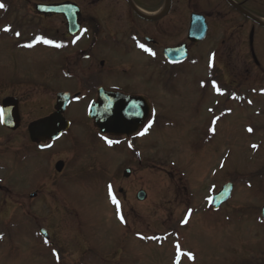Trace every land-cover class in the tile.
I'll return each instance as SVG.
<instances>
[{
    "label": "rangeland",
    "instance_id": "1",
    "mask_svg": "<svg viewBox=\"0 0 264 264\" xmlns=\"http://www.w3.org/2000/svg\"><path fill=\"white\" fill-rule=\"evenodd\" d=\"M3 4L0 105L4 96L17 95L24 123L8 131L0 120V264H176L177 244L193 256L182 255L180 264H264V97L242 87L230 68L217 83L218 90H210L204 80L206 69L215 76L220 72L221 41L227 39L230 23L214 22L215 32L193 49V58L183 66L187 76L174 84L171 73L159 69L166 66L161 62L163 49L147 44L154 55L147 52L136 63L139 70L130 71L123 66L135 53H112V85L143 93L153 116L134 137L110 135L104 141L88 118L97 96L80 99L69 105L65 116L74 126L52 149L40 151L29 140L28 125L53 111L65 85L83 87L89 74L81 78V65L60 68V58L55 61L45 43L24 31L26 27L14 30L17 18L7 12L16 11L18 4ZM258 15L264 17V10ZM19 31L22 36L16 35ZM17 37L20 42L14 40ZM185 40L184 35L159 39L165 47ZM79 42L72 46L79 47ZM230 42L240 58H251L249 32ZM47 58L54 67L47 66ZM219 91L225 92L224 98L230 93L227 98L233 100L217 98ZM247 97L258 107L242 100ZM152 118L156 127L145 132ZM107 140L119 144L109 145ZM60 160L66 164L62 174L55 170ZM126 168L133 170L127 180ZM229 182L234 184L232 199L214 211L211 199ZM109 186L123 207V222ZM141 190L148 194L144 202L136 198ZM34 191H39L35 200L30 199ZM40 229L51 233L53 246L43 242ZM57 249L59 261L51 256ZM73 253L79 256L70 259Z\"/></svg>",
    "mask_w": 264,
    "mask_h": 264
},
{
    "label": "flooded vegetation",
    "instance_id": "2",
    "mask_svg": "<svg viewBox=\"0 0 264 264\" xmlns=\"http://www.w3.org/2000/svg\"><path fill=\"white\" fill-rule=\"evenodd\" d=\"M4 3L14 5L18 4L17 10H13L10 15L17 18L14 24L17 26L14 30H20L22 27L25 32L30 31L33 35L37 32L44 35L45 40L53 41V44H45L49 53L56 59L60 58V68L65 65L77 68L79 65L85 69L81 72V78L89 74L88 83L94 84L90 88L87 82L83 87L75 88L64 86L61 92H69L72 97L77 96L83 99L94 98L98 96L99 90L104 89L111 93H122L135 95L133 89L128 86L123 89L121 86H114L112 78L115 72V66L110 64V57H113L115 51H124L135 53L134 59L123 68L129 71L135 69L137 62L144 57L146 51L138 47V44L147 46L145 40L149 35L153 41L148 44L149 47L159 50L166 48L162 46L159 39L161 37H172L184 35L188 36L191 19L193 15H201L208 24L209 35L215 32L213 24L230 23L227 39L221 41L219 60L221 69L217 80L220 81L226 75L227 68L234 71L238 82L242 87L249 86L254 96H259L264 92V86L258 90V86L264 85V27L256 24L250 18L244 16L239 10L234 8L228 0H0ZM236 5H240L245 11L253 17L264 19L258 12L264 10V0H232ZM20 4V5H19ZM55 6L65 5L71 9L78 10V13H71L70 19L76 20L73 29L68 26L69 22L66 14H40L36 6ZM20 6V7H19ZM21 14V15H20ZM155 17L148 20L143 17L146 15ZM238 17L241 19L239 21ZM242 20L249 24H243ZM33 21V22H32ZM37 21V22H35ZM36 23V24H35ZM249 25V26H248ZM248 26V27H247ZM78 28V30H77ZM21 31V30H20ZM19 31V33H20ZM83 32L84 37L79 42V47L72 46L74 43V32ZM249 32L250 36L254 34L253 44L251 43L250 54L240 58L235 45L230 40L236 37L245 36ZM77 34V33H76ZM208 35V36H209ZM22 36V33H20ZM154 38V39H153ZM20 42V41H18ZM230 42V43H229ZM254 42L256 47L254 49ZM23 43V41H22ZM188 44V59L183 63L169 65L164 67L172 72V80L176 81L180 76H187L184 73L183 66L190 62L194 56V48L199 45H190L187 40L181 44H174L168 47H175L182 44ZM56 44L61 45L59 51H56ZM17 43H15V46ZM160 48V49H159ZM258 48V49H257ZM66 51V52H65ZM162 53V52H161ZM112 55V56H111ZM235 55L236 63L231 61ZM218 56V53H217ZM159 55L157 56V59ZM248 58V59H247ZM62 60V62H61ZM47 66L54 67L46 59ZM121 67V66H120ZM122 68V67H121ZM180 69V72H178ZM233 69V70H232ZM50 71V70H49ZM180 73L179 76L177 74ZM47 78L48 84H51L50 76ZM64 79H71L65 78ZM226 80V79H225ZM224 80V81H225ZM82 82V80H80ZM87 83V84H86ZM225 84L228 85L227 82ZM224 87H222L223 89ZM224 89H227L224 88ZM54 112V111H53Z\"/></svg>",
    "mask_w": 264,
    "mask_h": 264
},
{
    "label": "water",
    "instance_id": "3",
    "mask_svg": "<svg viewBox=\"0 0 264 264\" xmlns=\"http://www.w3.org/2000/svg\"><path fill=\"white\" fill-rule=\"evenodd\" d=\"M235 5V4H234ZM237 6V5H235ZM239 6H237L238 8ZM239 9H241L239 7ZM42 13H57V14H67L66 8L64 6L52 8V9H38ZM245 15L252 18L254 21L262 24L258 19L251 17L243 11ZM70 27L73 29V24L76 20L70 19L68 17ZM192 25L189 32V40L193 43L201 42L206 39L208 34V26L203 17L194 16L192 19ZM78 29V28H77ZM77 32V31H76ZM76 32H74L76 34ZM73 34V32H72ZM253 36V35H252ZM252 36L251 39L253 38ZM166 58L171 62H177L184 60L187 56L186 47L169 49L165 52ZM70 102L69 94H59L57 101V112L51 117L45 118L43 120L32 123L29 126V133L31 140L33 142L37 141H56L58 140L64 131L70 128V123L65 120L63 114ZM100 104L92 105V111L90 118L96 121V126L101 130L102 133H116L125 134L129 133V126L133 123H140L143 113L146 111L144 105L137 99L131 98L126 101L120 95H109L104 91H100ZM4 115H3V125L10 130L16 131L19 129L21 124L20 113L18 108V101L15 99H6L3 104ZM64 168V162H59L56 165L57 172L61 173ZM132 174L130 169L125 171L124 176L129 178ZM233 184H228L224 186L221 192L214 198V207L218 208L227 202L232 195ZM139 201H144L147 198V194L144 191H140L137 194ZM36 197V194L32 195ZM262 219H264V208H262ZM41 234L44 237H48L47 231L42 230Z\"/></svg>",
    "mask_w": 264,
    "mask_h": 264
},
{
    "label": "snow or ice",
    "instance_id": "4",
    "mask_svg": "<svg viewBox=\"0 0 264 264\" xmlns=\"http://www.w3.org/2000/svg\"><path fill=\"white\" fill-rule=\"evenodd\" d=\"M4 7H5V5L2 4V3H0V8H4ZM9 30H10L9 28H5V29H4V31H9ZM16 35L19 36L20 33L17 32ZM35 39H36V41L43 42V43H45V44H53V41L45 40L43 37H36ZM25 46H26V47H31L32 45H31V44H28V45H25ZM55 46H56V47H60L61 45L56 44ZM138 47L142 48V49H143L144 51H146V52H150V53H151V50L148 49V48H146L144 44H138ZM151 54L154 55V53H151ZM213 87H216V85H215L214 83H213ZM2 112H3V110L0 109V115H2ZM149 127H150V125H149ZM146 131H147V129H145V132H146ZM248 131L251 132L252 129L249 128ZM143 134H144V132H141V133H140V135H143ZM105 139H107V138H105ZM107 143H108L109 145H111V144H113V143H117V141L107 140ZM48 146L50 147V145H48ZM129 146H131V145H129ZM253 147H256V145H253ZM109 196H110V198L112 199V202L116 205V211H117L118 218L121 219V221L123 222V219H124V218H123L122 215H120L119 201L116 200L115 196L113 195L112 190H111V186H109ZM176 247H177L176 264H180V257H181L182 255H186L189 259H192V258H193L192 254H191L190 252H189V253L181 252V251H180V246H179L178 244H177Z\"/></svg>",
    "mask_w": 264,
    "mask_h": 264
},
{
    "label": "bare ground",
    "instance_id": "5",
    "mask_svg": "<svg viewBox=\"0 0 264 264\" xmlns=\"http://www.w3.org/2000/svg\"><path fill=\"white\" fill-rule=\"evenodd\" d=\"M141 99H142L143 103L146 102L143 98H141ZM155 127H156V124L153 126L152 130H153ZM152 130H151V131H152ZM61 139H62V138H61ZM61 139H60V140H61ZM60 140H59V141H60Z\"/></svg>",
    "mask_w": 264,
    "mask_h": 264
}]
</instances>
